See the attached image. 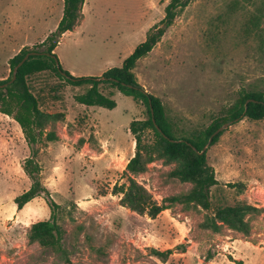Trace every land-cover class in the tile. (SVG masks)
I'll use <instances>...</instances> for the list:
<instances>
[{
	"label": "rangeland",
	"instance_id": "obj_1",
	"mask_svg": "<svg viewBox=\"0 0 264 264\" xmlns=\"http://www.w3.org/2000/svg\"><path fill=\"white\" fill-rule=\"evenodd\" d=\"M170 1L85 0L81 24L55 49L58 61L75 77L122 67ZM63 12V0H0V81L11 77L9 61L23 48L56 31ZM133 71L162 100L177 136L207 129L241 94L264 91V0H191ZM28 84L51 117L34 146L49 195L18 209L16 198L32 186L24 165L34 154L21 126L0 112V264H65L60 252L28 238L53 210L74 264H264V119L223 126L207 148L219 181L209 211L174 205L152 219L124 206L115 190L128 185L124 172L136 147L130 125L148 117L146 107L117 91L113 109L79 104L75 97L89 87L70 86L53 72ZM51 131L57 141L47 140ZM175 166L158 160L135 179L162 203L192 187L168 177ZM238 203L256 209L247 216L248 234L200 227L217 208Z\"/></svg>",
	"mask_w": 264,
	"mask_h": 264
},
{
	"label": "trees",
	"instance_id": "obj_2",
	"mask_svg": "<svg viewBox=\"0 0 264 264\" xmlns=\"http://www.w3.org/2000/svg\"><path fill=\"white\" fill-rule=\"evenodd\" d=\"M64 12L55 32L50 34L41 44L33 49L23 48L18 55L9 61L12 75L9 79L0 81V112L13 117L21 126L28 145L34 156L25 162L26 174L32 180L31 188L16 198L19 210L41 196L49 195L48 189L41 181V168L34 159V146L44 135L45 126L50 121V115L39 108L37 97L32 93L28 78L43 72H53L70 86H88V90L75 97L79 104L99 106L107 109L116 107L113 100L114 91L133 98L144 105L148 117L134 120L130 125L131 133L136 143L135 154L129 160L125 176L128 185L116 187V193L122 195V204L139 215H148L156 219L161 213L171 209L174 205L186 208L211 209V191L218 185V180L212 167L207 162V148L215 144L221 133L211 140L212 135L226 123H234L244 117L253 121L264 119V91L245 92L237 102L228 109L226 115L215 120L207 129L193 133L188 137L177 136L174 126L167 117L162 100L147 92L136 78L134 69L138 62L151 53L166 31L174 24L178 13L189 5L191 0H171L166 7V15L158 25L151 28L145 42L124 61L122 67H114L101 76L75 77L63 69L55 54L62 36L75 30L83 19L85 0H63ZM30 54V57L18 68L16 79L13 73L16 67ZM110 88L106 94L102 89ZM48 141H57L58 136L51 131L46 134ZM206 148V149H205ZM163 160L166 164H175V168L168 173V177L182 183H190L189 191L165 198L162 203L154 199L148 189L139 183L135 177L147 172L155 161ZM50 206L56 207L53 201ZM255 207L243 203L234 206L217 208L212 215H207L200 227L215 233L223 227L240 233L248 234L250 224L247 216L255 211ZM65 231L57 223L54 210L52 218L32 225L29 231V242L38 243L45 248H52L61 253L65 264H74L62 246ZM157 253L159 256L170 254ZM209 260V259H208Z\"/></svg>",
	"mask_w": 264,
	"mask_h": 264
},
{
	"label": "water",
	"instance_id": "obj_3",
	"mask_svg": "<svg viewBox=\"0 0 264 264\" xmlns=\"http://www.w3.org/2000/svg\"><path fill=\"white\" fill-rule=\"evenodd\" d=\"M30 57V54H28L24 60L18 65V67L15 68L14 70V73H13V79L12 81H14L16 79V74H17V71H18V68L23 65V63ZM229 123H226L224 126H228ZM223 130V126L221 128H219L211 137V140L213 139L214 136H216L217 134H219L221 131ZM206 149V148H205Z\"/></svg>",
	"mask_w": 264,
	"mask_h": 264
},
{
	"label": "crops",
	"instance_id": "obj_4",
	"mask_svg": "<svg viewBox=\"0 0 264 264\" xmlns=\"http://www.w3.org/2000/svg\"><path fill=\"white\" fill-rule=\"evenodd\" d=\"M62 19V18H61Z\"/></svg>",
	"mask_w": 264,
	"mask_h": 264
}]
</instances>
